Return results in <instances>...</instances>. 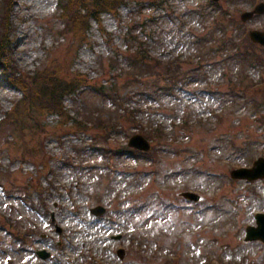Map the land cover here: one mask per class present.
<instances>
[{"label":"rangeland","instance_id":"374dc122","mask_svg":"<svg viewBox=\"0 0 264 264\" xmlns=\"http://www.w3.org/2000/svg\"><path fill=\"white\" fill-rule=\"evenodd\" d=\"M26 1L10 0L8 50L16 68L31 74L42 66L55 69L59 61L65 73L78 72L99 87L129 83L123 75L126 29L139 35L162 72L169 59L196 62L192 35L207 31L212 14L203 9L207 0H124L115 11L100 12L98 22L89 21L79 42L70 34L58 35V0ZM259 2L264 0H219L225 7L230 3L240 24L235 31L228 29L230 35L264 32V13L239 20ZM204 63L210 87L226 90L220 81L223 69ZM248 68L245 93L257 101L258 112L251 103L241 107L240 100L235 112L228 113L218 95L202 83H188L158 101L130 100L138 108L134 123L116 113L114 134L105 132L113 145L126 146L133 134L144 135L141 128L154 133L161 127V138L147 137L154 158H137L131 151L103 157L89 146L95 132L74 133L69 122L64 125L46 114L33 138V154L22 159L19 132L2 126L0 264H264V243L243 241L255 212L264 211V179L226 178L233 168L229 164L250 166L264 157V123L257 119L260 113L264 120V81L259 69ZM9 80L0 67V119L20 98ZM83 96L89 104L91 99L99 102L86 92L76 102ZM76 102L64 99L71 116ZM184 115L185 128L180 124ZM27 129L22 134L26 139ZM232 141L242 148L245 144L243 152L227 143ZM186 189L200 195L199 200L183 199L179 193ZM97 205L105 208L104 214L90 213ZM54 218L62 227L52 224ZM120 248L122 257L116 253ZM41 250L47 257L40 256ZM170 253L176 258L169 259Z\"/></svg>","mask_w":264,"mask_h":264},{"label":"trees","instance_id":"16d2710c","mask_svg":"<svg viewBox=\"0 0 264 264\" xmlns=\"http://www.w3.org/2000/svg\"><path fill=\"white\" fill-rule=\"evenodd\" d=\"M3 3V4H2ZM124 0H59L56 10L59 12V19L62 23L61 34L69 33L73 40L83 41L85 39V29L89 21L98 22L99 13L102 11L113 12ZM217 6V5H215ZM10 0H0V66L8 73L11 83L16 86L21 97L18 102L4 114L0 121L2 125L15 126L18 131L26 128L40 129V117L45 114H56L59 117H67L68 112L64 109L63 99L65 96L82 93V88L88 86L85 76L78 72H64L63 64L56 62V67L44 66L31 74L18 70L9 55L8 36L10 33L9 8ZM228 10L222 7L216 8V14L212 16V28L204 37L196 40L200 57H208L211 54L218 55L224 64L230 61L239 63L240 71L236 73L237 81L228 83L230 93L234 95V101L240 96L239 88L243 94L247 87H242L245 78L242 77V68L245 65L259 67L264 73V49L249 41L245 34L242 36H231L227 34L226 26L230 24L236 28L237 22L228 16ZM221 30L220 37H215V27ZM137 35L128 28L125 33L126 42V65L128 70L124 72L128 76V84L123 87L111 86L103 89L93 87L88 90L90 94L100 95L108 100L110 106L117 110H122L125 114L128 108L127 101L131 97H157L160 92H171L175 83L181 78L190 76L197 77L202 74L201 68L183 72L175 61H168L161 74L154 71L156 64L152 55L143 43L139 42ZM231 79V78H230ZM229 79V80H230ZM228 80V81H229ZM163 82V83H162ZM90 86V85H89ZM88 88V87H87ZM84 97V96H83ZM254 103V102H253ZM81 111H76L81 115V120L74 122V126H85L84 121L102 127L104 130H111L116 124L115 114L110 111L107 117L101 119L98 111L85 108V100L82 99ZM96 116L94 117V114ZM112 120V122H111ZM110 123V124H109ZM102 126H100V125ZM105 134V133H104ZM106 136V134H105ZM108 136H106L107 138ZM25 151L34 149L33 144L24 143Z\"/></svg>","mask_w":264,"mask_h":264},{"label":"water","instance_id":"95a60500","mask_svg":"<svg viewBox=\"0 0 264 264\" xmlns=\"http://www.w3.org/2000/svg\"><path fill=\"white\" fill-rule=\"evenodd\" d=\"M254 12L257 13H261L264 12V5L260 4L258 6L255 7L254 11L252 12H245L243 14H241V19L244 21L248 18H250L252 16V14ZM249 37L253 42H257L261 45L264 46V33L260 32V31H250L249 32ZM128 144L130 146L139 148V149H148L149 146L147 144V142L140 136V135H133ZM257 164L261 165V169L257 170V171H247V170H239V171H235L234 175L235 176H252V174H254V172H263L264 174V161L263 160H259L257 162ZM186 196L192 195L189 193H185ZM192 198H195V196H191ZM104 209L102 207H95L94 209H92V212L95 214H101L103 213ZM264 218V215H260ZM259 217V216H258ZM259 217V227L256 229H248L247 231V238L248 239H254V238H260L261 240H264V221L263 218ZM122 252V251H121ZM41 257L45 258L47 257V253H45L44 251L40 252Z\"/></svg>","mask_w":264,"mask_h":264},{"label":"bare ground","instance_id":"6f19581e","mask_svg":"<svg viewBox=\"0 0 264 264\" xmlns=\"http://www.w3.org/2000/svg\"><path fill=\"white\" fill-rule=\"evenodd\" d=\"M26 2H27V3H30V0H27ZM51 222H52V224L55 225V226H60V227H62V224L60 223V221L57 220V219H55V218L52 219Z\"/></svg>","mask_w":264,"mask_h":264}]
</instances>
